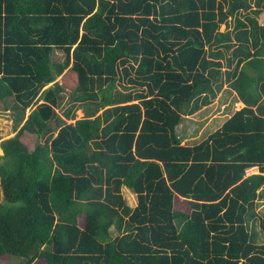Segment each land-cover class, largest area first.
Returning <instances> with one entry per match:
<instances>
[{"label": "trees", "instance_id": "trees-1", "mask_svg": "<svg viewBox=\"0 0 264 264\" xmlns=\"http://www.w3.org/2000/svg\"><path fill=\"white\" fill-rule=\"evenodd\" d=\"M250 11L249 0H0V112L15 132L0 140L4 264H264L249 226L264 186V25ZM58 76L71 90L62 116ZM224 83L245 105L182 144V117ZM25 132L49 141L28 150Z\"/></svg>", "mask_w": 264, "mask_h": 264}, {"label": "rangeland", "instance_id": "rangeland-1", "mask_svg": "<svg viewBox=\"0 0 264 264\" xmlns=\"http://www.w3.org/2000/svg\"><path fill=\"white\" fill-rule=\"evenodd\" d=\"M223 27L224 26H221L220 29L223 30L224 29ZM63 57L64 56L59 49L55 48L51 53V60L53 62L63 60ZM56 81H58L60 84L64 85V80L62 79V76H58L56 78ZM65 88L66 89H63V92L61 93V100L59 102V106L56 108V112L58 113L59 116H62L63 110H65L66 108H68L72 104V102L70 101V98H69V92L71 90L67 86H65ZM227 88H228V85L226 84V87H224L223 91L224 90L227 91ZM223 91H221L218 94L217 99L212 100L211 104L202 107L199 111H197L193 115H189V117H186V120L188 119L189 121H191V123H190L191 126L197 131L196 134L192 135V137L195 136L196 138L187 141V143L193 144V143L200 141L209 132H212L213 130L218 128L220 123H222V121H224L229 116V114H231L233 111L242 107V105H239V104L237 106L228 105L229 109L224 110V108L226 106L223 108V106L221 104V102H223V100L225 99V93H223ZM82 111H83V109L80 107L78 110L75 111V119H79L83 116ZM29 112H30V109H27L26 114H28ZM207 115H208V117H206ZM213 116L214 117L216 116V117L213 119L212 118L209 119V117H213ZM12 117H13V113L10 110L5 111V112H0V140L9 138L15 134V132L13 130L14 119ZM63 119H64V117H63ZM65 121L67 123H69V122H73L74 120L67 119ZM204 124H206L207 128L205 127L202 135H200L199 134L200 128ZM55 133H56V131L53 134L55 135ZM21 140L26 145L28 150H32L37 143L43 144L45 142H48L49 136L44 135L41 137H37L33 133L25 132L21 136ZM0 151H1L0 152V156H1L3 151H2V149H0ZM253 173H257V170L252 171L251 174H253ZM121 193H122L123 197L125 198L127 204L130 207H133L134 204L137 203L136 196L130 189L123 187L121 189ZM263 194H264V186L258 190V196L255 200L254 211L256 213V216L249 221L250 228L257 235V240H256L257 243H264V236H263V233L259 227V218L262 215L263 207H264ZM0 201H3V195L1 193V191H0ZM176 204H177V206H176L177 209L180 208V210L183 209L184 211H189V207H188L185 199L177 198ZM110 233L112 236L117 235V231L114 229V227L110 228ZM19 260H21V258L11 257L10 258V264H20V263H18ZM5 262H6V258L0 257V264H4Z\"/></svg>", "mask_w": 264, "mask_h": 264}, {"label": "crops", "instance_id": "crops-1", "mask_svg": "<svg viewBox=\"0 0 264 264\" xmlns=\"http://www.w3.org/2000/svg\"><path fill=\"white\" fill-rule=\"evenodd\" d=\"M249 2H250V4H251V9H255V10H259V13L258 14H252V12L250 11L249 12V14L251 15V16H254L255 17V19L257 20V22H258V24L259 25H261V26H263L264 25V7H263V4H258L257 2H256V0H249ZM222 26H224V25H222ZM232 27L233 26H231L230 28L232 29ZM224 29H225V26L223 27ZM223 29V30H224ZM222 29H220V31H223ZM226 84L228 85V88H227V91H223V89H224V87H226ZM50 85V84H49ZM49 85H47V86H49ZM46 86V87H47ZM221 91H223V93H225V99L223 100V102H221V104H222V106H223V108H224V110H227V109H229L228 107V105H230V106H232V105H234V106H237L238 104L239 105H242V107L245 105V103L239 98V96H238V93L235 91V90H233L230 86H229V84L228 83H224L223 84V87H222V89L217 93V95H216V97L214 98V99H217V96H218V94L221 92ZM221 96V95H220ZM214 99H212V100H214ZM212 102V101H211ZM211 102L209 103V104H211ZM220 102V101H219ZM208 104V105H209ZM205 106H207V105H205ZM204 107V106H203ZM222 108V109H223ZM200 110V109H199ZM198 110V111H199ZM197 112V111H196ZM195 112V113H196ZM234 113V111L231 113V114H229V116L227 117V118H229L232 114ZM194 114V113H193ZM193 114H191V115H193ZM186 117H189V115H186V116H183L182 117V119H181V121H180V123L178 124V126H177V133H178V135L180 136V139H181V143L182 144H187V145H192V143H187V141H189V140H192V139H194V138H196L195 136L194 137H192V135L193 134H196V130L191 126V121H189L188 119L186 120ZM206 117H208V115L206 116ZM216 117V116H215ZM214 116L213 117H209V119L210 118H215ZM226 118V119H227ZM225 119V120H226ZM224 120V121H225ZM224 121H222V123L224 122ZM222 123H220V125H219V127L222 125ZM208 126V125H207ZM205 127H206V124H204L201 128H200V132H199V134L200 135H202V133H203V130L205 129ZM218 127V128H219ZM207 128V127H206ZM217 129V128H216ZM215 129V130H216ZM215 130H213V131H215ZM212 131V132H213ZM212 132H209L205 137H203L201 140H203L204 138H206L210 133H212ZM200 140V141H201ZM200 141H198V142H200ZM198 142H196V143H198ZM194 144V143H193ZM1 149V148H0ZM255 170H257V173H258V169H257V166H252V167H249V168H247L246 169V175H250L251 173H252V171H255ZM124 187V186H123ZM122 187V188H123ZM121 188V189H122ZM136 196V195H135ZM125 199V198H124ZM126 201V200H125ZM136 201H137V198H136ZM127 203V202H126ZM137 205V203H135L134 204V206L133 207H131V208H134L135 206ZM129 206V205H128Z\"/></svg>", "mask_w": 264, "mask_h": 264}, {"label": "water", "instance_id": "water-1", "mask_svg": "<svg viewBox=\"0 0 264 264\" xmlns=\"http://www.w3.org/2000/svg\"><path fill=\"white\" fill-rule=\"evenodd\" d=\"M61 85H62V88H63V89H66L65 86H64L63 84H61Z\"/></svg>", "mask_w": 264, "mask_h": 264}, {"label": "bare ground", "instance_id": "bare-ground-1", "mask_svg": "<svg viewBox=\"0 0 264 264\" xmlns=\"http://www.w3.org/2000/svg\"><path fill=\"white\" fill-rule=\"evenodd\" d=\"M1 152V151H0Z\"/></svg>", "mask_w": 264, "mask_h": 264}]
</instances>
